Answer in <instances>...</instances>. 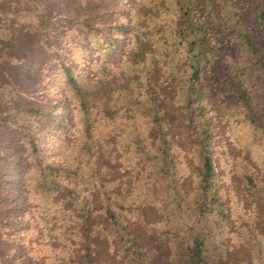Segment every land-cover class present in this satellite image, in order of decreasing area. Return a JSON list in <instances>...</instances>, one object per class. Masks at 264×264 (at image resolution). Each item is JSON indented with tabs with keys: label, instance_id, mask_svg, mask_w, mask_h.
Listing matches in <instances>:
<instances>
[{
	"label": "trees",
	"instance_id": "16d2710c",
	"mask_svg": "<svg viewBox=\"0 0 264 264\" xmlns=\"http://www.w3.org/2000/svg\"><path fill=\"white\" fill-rule=\"evenodd\" d=\"M0 264H264V0H0Z\"/></svg>",
	"mask_w": 264,
	"mask_h": 264
},
{
	"label": "rangeland",
	"instance_id": "374dc122",
	"mask_svg": "<svg viewBox=\"0 0 264 264\" xmlns=\"http://www.w3.org/2000/svg\"><path fill=\"white\" fill-rule=\"evenodd\" d=\"M9 172L10 173H12V178L18 183L19 182V176H18V170L16 169H11V170H9ZM19 186H17V188H18ZM15 195L16 196H19L20 195V192H19V190H17L16 191V193H15Z\"/></svg>",
	"mask_w": 264,
	"mask_h": 264
}]
</instances>
